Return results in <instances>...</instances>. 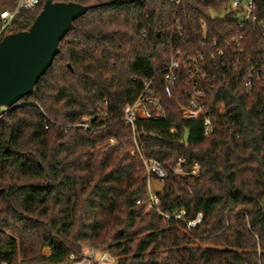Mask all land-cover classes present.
Returning <instances> with one entry per match:
<instances>
[{
	"label": "trees",
	"instance_id": "obj_1",
	"mask_svg": "<svg viewBox=\"0 0 264 264\" xmlns=\"http://www.w3.org/2000/svg\"><path fill=\"white\" fill-rule=\"evenodd\" d=\"M44 1L20 11L10 32L27 29ZM54 1L90 8L72 23L32 92L0 110V260L64 264L94 246L116 264H264V89L258 84L247 93L235 79L240 68L210 55L217 48L229 54L228 40L239 32L231 0ZM255 3L264 18V0ZM15 7V0H0V12ZM245 33L247 52L263 51L260 33ZM198 55L204 81L226 74L202 99L212 109L224 104V112H213L208 136L202 118L182 116L190 95L183 67L172 95L164 90L168 64ZM145 81L166 116H139L136 136L143 155L166 172L157 192L162 212L203 214L192 233L146 211L148 175L120 120ZM105 101L107 127L67 126ZM111 138L119 144L106 145ZM180 158L187 173L198 163L199 175H175Z\"/></svg>",
	"mask_w": 264,
	"mask_h": 264
},
{
	"label": "built area",
	"instance_id": "obj_2",
	"mask_svg": "<svg viewBox=\"0 0 264 264\" xmlns=\"http://www.w3.org/2000/svg\"><path fill=\"white\" fill-rule=\"evenodd\" d=\"M15 1L16 7L14 10L3 9L0 12V42L6 35L4 34L5 31L12 25L20 11L35 10L40 4V0ZM230 9L237 14V22L239 26V32L228 40L229 46H232V50L228 54L225 50L217 48L215 52L210 55L212 59H215L216 54L221 56L224 62L227 61V69L232 66L240 68V72L236 75L235 79L243 82L247 93H251L253 88L258 84H261L264 89V49L263 51H259L255 55H252L251 53H248L245 48V32L249 27L258 31L264 42V18L259 17L255 0H231ZM216 44L217 43L215 42L214 45ZM227 54L229 55V59H227ZM203 60L204 57L202 55L189 59L172 60L165 68L164 90L166 95H172L178 79L177 70L180 67H183V69L189 74L190 95L188 104L182 108V116L184 119L188 120L202 118L203 134L208 136L213 131V112H224V104L219 103L212 109L208 107L202 99L211 94L213 90L219 89L224 85L226 74H223L220 79L213 75L205 80V82L203 80L205 70L201 65ZM144 84V90L133 103L126 105L120 120H122L132 131L133 136L131 138L132 147L129 149L130 153L132 155H137L140 158L142 167L148 175L146 211L155 209L164 219L174 221L176 224L184 226L188 232L192 233L191 230L202 223L203 214L198 213L194 218L187 219L186 211L184 209L170 214L162 212L160 209V197L151 187L153 179H157L163 183L166 177V172L161 162L154 158H147L143 155L141 144L136 136V122L139 116L162 119L166 116V112L162 107L160 99L153 96L149 90L150 81H145ZM108 104L107 101L99 103L83 120L68 124L67 126L79 127L84 131L99 130L107 127L112 123ZM171 131L175 133L176 129L173 128ZM105 144L115 146L119 143L111 138ZM184 164L185 160L180 158L172 169L175 175H199L201 167L198 163L193 165L189 173L184 170ZM115 261L116 259L108 251L94 246H85L83 247L80 256L71 254L67 262L64 264H105L107 262ZM0 264L10 263L6 260H0Z\"/></svg>",
	"mask_w": 264,
	"mask_h": 264
},
{
	"label": "water",
	"instance_id": "obj_3",
	"mask_svg": "<svg viewBox=\"0 0 264 264\" xmlns=\"http://www.w3.org/2000/svg\"><path fill=\"white\" fill-rule=\"evenodd\" d=\"M89 6L45 0L42 10L25 30L7 33L0 42V109H11L29 93L52 65L59 44L72 23Z\"/></svg>",
	"mask_w": 264,
	"mask_h": 264
},
{
	"label": "rangeland",
	"instance_id": "obj_4",
	"mask_svg": "<svg viewBox=\"0 0 264 264\" xmlns=\"http://www.w3.org/2000/svg\"><path fill=\"white\" fill-rule=\"evenodd\" d=\"M10 29L11 28L9 26L8 30H7V33H10ZM5 109H6V107H4V106L1 107V110H5ZM151 187H152L153 191L158 192V191H160L162 189V182L157 180V179H153L152 182H151ZM44 251H45V253H49V249H45ZM105 264H116V261L115 262H107Z\"/></svg>",
	"mask_w": 264,
	"mask_h": 264
}]
</instances>
